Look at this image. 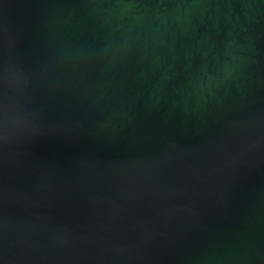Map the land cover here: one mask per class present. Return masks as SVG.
I'll return each mask as SVG.
<instances>
[{
    "label": "water",
    "instance_id": "1",
    "mask_svg": "<svg viewBox=\"0 0 264 264\" xmlns=\"http://www.w3.org/2000/svg\"><path fill=\"white\" fill-rule=\"evenodd\" d=\"M0 264H264V0H0Z\"/></svg>",
    "mask_w": 264,
    "mask_h": 264
},
{
    "label": "clouds",
    "instance_id": "2",
    "mask_svg": "<svg viewBox=\"0 0 264 264\" xmlns=\"http://www.w3.org/2000/svg\"><path fill=\"white\" fill-rule=\"evenodd\" d=\"M4 81L10 86L15 89L22 88L25 80H24V70L18 65L13 62L7 65V67L4 68V74H3ZM11 124L14 129H19L21 131H29V127L27 123L18 116H11Z\"/></svg>",
    "mask_w": 264,
    "mask_h": 264
}]
</instances>
